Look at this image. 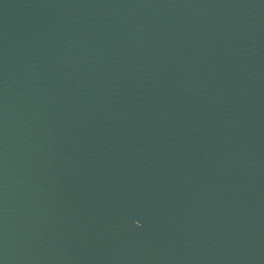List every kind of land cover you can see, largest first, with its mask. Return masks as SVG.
Returning <instances> with one entry per match:
<instances>
[{"label": "water", "instance_id": "water-1", "mask_svg": "<svg viewBox=\"0 0 264 264\" xmlns=\"http://www.w3.org/2000/svg\"><path fill=\"white\" fill-rule=\"evenodd\" d=\"M0 264H264V0H0Z\"/></svg>", "mask_w": 264, "mask_h": 264}]
</instances>
